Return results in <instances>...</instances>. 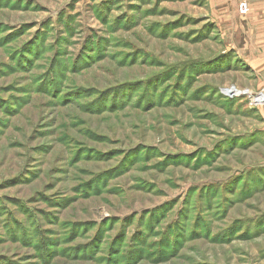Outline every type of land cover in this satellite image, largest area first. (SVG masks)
<instances>
[{
  "label": "rangeland",
  "instance_id": "1",
  "mask_svg": "<svg viewBox=\"0 0 264 264\" xmlns=\"http://www.w3.org/2000/svg\"><path fill=\"white\" fill-rule=\"evenodd\" d=\"M211 15L0 0V264H264V73Z\"/></svg>",
  "mask_w": 264,
  "mask_h": 264
},
{
  "label": "crops",
  "instance_id": "2",
  "mask_svg": "<svg viewBox=\"0 0 264 264\" xmlns=\"http://www.w3.org/2000/svg\"><path fill=\"white\" fill-rule=\"evenodd\" d=\"M247 1L250 5L248 16L234 10L233 14L224 17L225 14H221L224 0H210L211 16H216L211 18L221 28L225 49L239 53L256 72L264 73V0ZM262 108L260 112L264 116V106Z\"/></svg>",
  "mask_w": 264,
  "mask_h": 264
},
{
  "label": "built area",
  "instance_id": "3",
  "mask_svg": "<svg viewBox=\"0 0 264 264\" xmlns=\"http://www.w3.org/2000/svg\"><path fill=\"white\" fill-rule=\"evenodd\" d=\"M239 13L242 16H248L250 13V5L247 0H241L238 7ZM243 94L236 87H229L224 90V95L233 98ZM253 102L255 104H264V94L253 97Z\"/></svg>",
  "mask_w": 264,
  "mask_h": 264
},
{
  "label": "trees",
  "instance_id": "4",
  "mask_svg": "<svg viewBox=\"0 0 264 264\" xmlns=\"http://www.w3.org/2000/svg\"><path fill=\"white\" fill-rule=\"evenodd\" d=\"M225 56V55H224ZM218 69H216L215 71H217Z\"/></svg>",
  "mask_w": 264,
  "mask_h": 264
}]
</instances>
